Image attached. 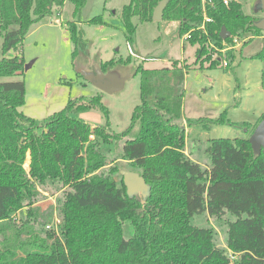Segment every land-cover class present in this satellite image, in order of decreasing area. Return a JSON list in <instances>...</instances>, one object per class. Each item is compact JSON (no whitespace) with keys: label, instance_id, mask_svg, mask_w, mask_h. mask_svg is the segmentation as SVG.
<instances>
[{"label":"trees","instance_id":"1","mask_svg":"<svg viewBox=\"0 0 264 264\" xmlns=\"http://www.w3.org/2000/svg\"><path fill=\"white\" fill-rule=\"evenodd\" d=\"M65 1L0 0V77L24 71L23 55L9 51L18 49L34 23ZM69 1L75 14L87 2ZM160 1L130 0L124 6L127 38L138 28L133 18L153 20ZM167 3L163 19L180 21L182 36L191 32L196 67L232 70L238 58L234 38L245 46L264 36L255 24L261 18L246 13L242 0ZM204 7L213 19L205 29ZM88 22L105 23L102 15ZM68 23L73 57L86 55L90 44L83 26ZM223 27L231 37L220 35ZM251 57L262 61L264 87V43ZM130 58L114 57L100 66L107 72ZM191 67L181 59L161 69L137 67L141 100L124 132L128 137L121 152L113 157L104 150L113 138L107 127L74 116L96 106L108 114L101 94L70 99L61 111L38 122L20 110L25 81L0 80V264H264V152L255 155L249 138L264 113L255 124L232 122L226 113L206 120L204 130L228 124L248 131L245 136L212 138L206 148L209 162L198 161L186 152L189 140L182 123L184 81ZM120 162L144 175L151 185L148 198L128 195ZM48 187L58 197L56 224L54 207L42 210L39 205L44 197L40 188ZM203 213L225 224L224 245L209 222H192ZM125 222L135 228L132 237L124 236Z\"/></svg>","mask_w":264,"mask_h":264},{"label":"rangeland","instance_id":"2","mask_svg":"<svg viewBox=\"0 0 264 264\" xmlns=\"http://www.w3.org/2000/svg\"><path fill=\"white\" fill-rule=\"evenodd\" d=\"M129 1L87 0L81 13L75 14V6L66 0L51 14L34 23L18 49L9 51L8 55L22 54L26 63H31L30 67L27 70L24 69L22 73L0 77V80L25 81L26 99L20 110L34 117L38 122L61 111L70 99L80 97L90 99L101 94L102 103L108 108V114L103 108L96 106L90 110L80 111L74 116L82 117L94 127L97 125L107 127L113 138L110 144L104 145V150L113 157L121 152L125 139L128 137L124 132L130 128L135 106L141 100V73H135L137 67L143 64L144 67L161 69L171 66L174 60L181 59L183 65L186 63L192 65L184 81L183 115L186 119L185 122L183 119L182 123L186 129L189 127L187 150L189 149L196 159L209 162L206 148L212 138H234V136L247 134V127L215 124L211 125L209 130H204L202 126L206 120L216 119L222 113H226L227 118L232 122L236 118L247 119L250 116L243 112L242 108H235L234 94L237 86L243 87L248 76H251L253 81L259 79L262 61L251 56L262 49L264 36H256L245 46L241 44L236 48L238 58L232 70H224L222 67L200 68L199 64L196 67L197 47L179 34L178 21L162 18L159 21L141 22L134 17L133 21L138 28L132 38H127L124 22H122V12ZM242 2H244L246 13L260 18L264 16V12L258 7L260 0H242ZM96 15H102L105 23L88 22ZM69 21H78L83 26L85 37L90 44L86 55L79 53L76 58L73 57L74 44L70 40L68 31ZM2 47L3 39L0 34V54ZM114 57H123L125 60L131 57L127 63H120L115 67L125 75L130 74L120 91L113 93L102 91L78 71L79 68L91 69L96 64H101L102 61L111 60ZM228 76L230 80L232 79L229 84L227 83ZM237 80L242 81L241 84ZM200 118L202 120L198 121ZM187 119L196 123L189 125ZM30 163V156H28L26 166L29 167ZM120 164L123 166L122 169H126L124 167L126 163L120 162ZM50 187L40 188L44 197L39 205L42 210L50 206L54 207L53 221L55 222L58 197L52 194ZM192 222L197 225L209 222L216 228L219 241L223 245L226 243V226L222 222H216L206 213L194 217ZM123 227L126 238L134 235L135 228L130 222H125Z\"/></svg>","mask_w":264,"mask_h":264},{"label":"water","instance_id":"3","mask_svg":"<svg viewBox=\"0 0 264 264\" xmlns=\"http://www.w3.org/2000/svg\"><path fill=\"white\" fill-rule=\"evenodd\" d=\"M168 0H161L159 5L155 8L153 12L152 19L155 21L162 20L164 16V11L167 6ZM259 9L264 12V0H260ZM256 26L264 31V16L256 21ZM220 35L227 39L231 37V33L227 30L226 27H223ZM31 63H26L25 69L27 70L30 67ZM79 73L83 74L84 77L98 86L102 91L109 93L120 91L127 79H129L130 74L124 75L120 73L116 68L103 72L100 64H96L93 68H79ZM248 131V129H246ZM250 143L255 155H259L262 151L264 152V119L259 122V124L254 128L249 136ZM120 173L124 176V182L127 187L128 195L133 198L134 196L141 195L144 199L148 198L151 194V185L146 181L144 175H141L140 172L136 170H127L121 169Z\"/></svg>","mask_w":264,"mask_h":264},{"label":"crops","instance_id":"4","mask_svg":"<svg viewBox=\"0 0 264 264\" xmlns=\"http://www.w3.org/2000/svg\"><path fill=\"white\" fill-rule=\"evenodd\" d=\"M179 24H180V21H179ZM116 69L120 73H122L120 71V69H118V68H116ZM262 70L263 69L261 66V72H260L259 79L254 78L255 81H253L252 77L248 76L243 83V87L237 86L238 88L234 94L235 99H236V103L234 106L236 109L242 108L244 110L243 112L250 114V116L247 119L236 118V119H234L235 121L249 122V123L251 122V123L255 124L256 122H258L257 120L259 119V117L264 113V87H262V83H261V81H262ZM236 78H237V76H236ZM231 80H230V77L228 76L227 77V83L229 84V82H231ZM237 81L239 82V84H241V82H242V81L240 82L239 80H237ZM183 119L185 122L186 117L184 115H183ZM188 128L189 127H187V131H188ZM186 152H188V150ZM197 160L204 162L201 159L200 160L197 159Z\"/></svg>","mask_w":264,"mask_h":264},{"label":"built area","instance_id":"5","mask_svg":"<svg viewBox=\"0 0 264 264\" xmlns=\"http://www.w3.org/2000/svg\"><path fill=\"white\" fill-rule=\"evenodd\" d=\"M226 4H229L230 3V0H223ZM203 12H204V19H205V21H204V23L201 25V28H203V29H205V27H206V23L207 22H211V21H213V19H211L207 14H206V8L204 7L203 8ZM190 36H191V32H188V33H186V34H184L183 35V37H184V39L185 40H188V39H190ZM234 42H235V45L233 46V47H235V48H237L238 46H240L242 43H243V40L241 39V38H239L238 36H236L235 38H234ZM231 47H228V49H230ZM225 65H227V63L225 62ZM56 219H57V217H56ZM56 223H59V220L57 219L56 221H55V224ZM54 224V225H55ZM48 226H50V225H48Z\"/></svg>","mask_w":264,"mask_h":264}]
</instances>
